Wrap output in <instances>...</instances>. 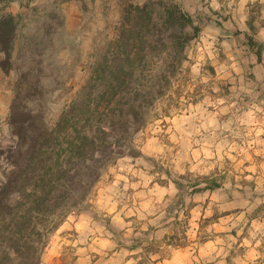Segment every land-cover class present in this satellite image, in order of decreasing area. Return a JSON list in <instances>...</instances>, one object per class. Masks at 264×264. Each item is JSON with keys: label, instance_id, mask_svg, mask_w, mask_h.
<instances>
[{"label": "rangeland", "instance_id": "obj_1", "mask_svg": "<svg viewBox=\"0 0 264 264\" xmlns=\"http://www.w3.org/2000/svg\"><path fill=\"white\" fill-rule=\"evenodd\" d=\"M146 3L159 28L163 4L179 5L199 27L184 74L135 136L140 156L109 166L84 210L51 232L42 264H167L180 253L176 264H261V0H0V16L17 26L5 64L0 53V182L17 142L13 103L55 119L111 51L126 8ZM209 183L218 188L205 190Z\"/></svg>", "mask_w": 264, "mask_h": 264}, {"label": "trees", "instance_id": "obj_2", "mask_svg": "<svg viewBox=\"0 0 264 264\" xmlns=\"http://www.w3.org/2000/svg\"><path fill=\"white\" fill-rule=\"evenodd\" d=\"M163 9L159 28L153 4L126 8L111 51L55 119L13 103L9 124L17 142L0 182V264H42L51 232L84 210L109 166L140 156L135 136L181 80L186 50L200 33L179 5ZM16 27L13 15L0 16V53L7 56L1 64L9 60ZM211 184L205 190L218 188Z\"/></svg>", "mask_w": 264, "mask_h": 264}, {"label": "crops", "instance_id": "obj_3", "mask_svg": "<svg viewBox=\"0 0 264 264\" xmlns=\"http://www.w3.org/2000/svg\"><path fill=\"white\" fill-rule=\"evenodd\" d=\"M262 2H264V0H261ZM255 253V249L254 247H252L251 249L246 250L245 256H244V260L247 261V263H250L253 259L252 256ZM183 254H177L176 256L172 257L170 260H167V264H176V262L179 260L180 257H182ZM260 256H256L255 259H259ZM253 262V261H252ZM251 262V263H252ZM261 264H264V261L261 262Z\"/></svg>", "mask_w": 264, "mask_h": 264}]
</instances>
